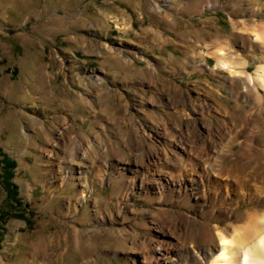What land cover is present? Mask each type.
I'll use <instances>...</instances> for the list:
<instances>
[{"label":"rangeland","instance_id":"obj_1","mask_svg":"<svg viewBox=\"0 0 264 264\" xmlns=\"http://www.w3.org/2000/svg\"><path fill=\"white\" fill-rule=\"evenodd\" d=\"M246 2L198 12L180 0H0V151L17 163L12 181L22 202L8 198L0 178V264H146L145 253L158 264L155 250L141 251L162 234L161 222L189 225L194 239L214 226L182 197L130 183L129 166L140 144L158 145L164 134L196 141L205 127L187 102L202 95L232 108L231 118L213 114L216 125H238L223 141L227 168L239 166L246 140L264 151V119L244 126L232 76L206 46L232 38L228 49L252 64L249 72L259 68L263 48L235 34L264 21ZM83 153L104 158L70 172ZM117 162L123 176L109 179ZM201 246L178 248L173 264H201Z\"/></svg>","mask_w":264,"mask_h":264},{"label":"bare ground","instance_id":"obj_2","mask_svg":"<svg viewBox=\"0 0 264 264\" xmlns=\"http://www.w3.org/2000/svg\"><path fill=\"white\" fill-rule=\"evenodd\" d=\"M180 1L195 5L198 12L206 8L223 7V0ZM231 1L234 5L241 4V0ZM246 3L252 14L264 16V0H248ZM254 24L251 28L244 25L246 28L235 34L243 42L250 43V46L263 48L259 58L260 66L255 72L247 70L246 59L236 57L233 50L228 49L226 45L232 38L227 37V40L222 41L213 38L214 40L206 43L212 49L210 57L215 59L217 68L228 71L232 76L229 90L236 98L235 108L240 109L248 120L242 121L247 129L263 126L258 124L259 119H264V21ZM203 33L206 32L202 31L200 35ZM248 35L253 36L254 41ZM205 57L200 55V61H204ZM236 88L241 92L237 93ZM197 101L198 104L187 102L197 115L195 120L205 127L204 130L201 126V130L194 134L196 141H192V135L189 134L167 137L162 132L164 137L158 145L151 144L146 148L140 144L139 154L131 157L132 165L129 169L132 175L129 182L139 185L141 189L147 188L161 198L174 195L182 197L188 206L193 205L197 209L202 219H213L214 226H204L198 232V238L194 239L191 237L189 225L184 227L173 222L168 226L163 221L162 234L156 241L149 240L141 252L155 250L153 257L158 264H173L178 256V248L189 254L192 245H203L199 250L203 254L200 258L201 264H264V151L256 147L250 148L249 140H246L236 155L242 160L239 166L236 169L227 168L225 165L231 159V147L228 148L223 141L231 137L232 131L238 125H216L213 114L218 113L224 119L230 115L232 108L209 101L203 95ZM256 105L259 107L250 113L252 118L249 120L247 112ZM255 111H258L256 116ZM258 135L264 140L262 132ZM102 158L104 157L97 154L89 159L83 153L80 160H76L77 168L72 164L69 171L76 173V170L80 171V167L88 170L94 164L100 163ZM89 160L92 162H88ZM117 164L116 167L113 165L115 176L112 175L109 179L123 176L120 172L121 164ZM244 202L251 203L246 206L245 213L234 212ZM167 212L171 215L170 210ZM155 243L157 248H154ZM149 258L148 253H145L146 264ZM136 260L133 264H139Z\"/></svg>","mask_w":264,"mask_h":264},{"label":"trees","instance_id":"obj_3","mask_svg":"<svg viewBox=\"0 0 264 264\" xmlns=\"http://www.w3.org/2000/svg\"><path fill=\"white\" fill-rule=\"evenodd\" d=\"M17 167V163L15 160L11 159L7 154L2 153L0 151V168L3 170L2 175L0 176L3 185L7 190L8 198L14 200L16 204L22 205V202L17 198L18 195V186L13 183L15 169ZM16 217L23 218L27 222V226H31L30 220L25 217L23 213H17ZM2 239H0L1 243Z\"/></svg>","mask_w":264,"mask_h":264},{"label":"crops","instance_id":"obj_4","mask_svg":"<svg viewBox=\"0 0 264 264\" xmlns=\"http://www.w3.org/2000/svg\"><path fill=\"white\" fill-rule=\"evenodd\" d=\"M248 67V66H247ZM250 67H252V64L251 63H249V68ZM258 108V106H255V107H251L248 111L249 112H252L254 109H257ZM255 112H257V114H258V111H255Z\"/></svg>","mask_w":264,"mask_h":264}]
</instances>
